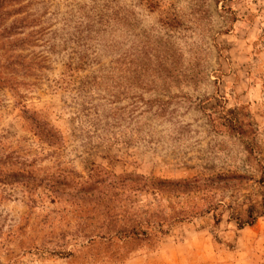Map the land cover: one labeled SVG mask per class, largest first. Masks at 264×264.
<instances>
[{"label": "rangeland", "instance_id": "1", "mask_svg": "<svg viewBox=\"0 0 264 264\" xmlns=\"http://www.w3.org/2000/svg\"><path fill=\"white\" fill-rule=\"evenodd\" d=\"M262 174L264 0H0V264H264Z\"/></svg>", "mask_w": 264, "mask_h": 264}, {"label": "trees", "instance_id": "2", "mask_svg": "<svg viewBox=\"0 0 264 264\" xmlns=\"http://www.w3.org/2000/svg\"><path fill=\"white\" fill-rule=\"evenodd\" d=\"M90 17H87L88 19H90L88 22L91 23L92 25H98L99 26V30L102 32H104L105 30H111V29H117L119 27L120 24V18L118 15V11H113V9L111 8H107L105 6H103V8H92L91 10H89ZM81 22V21H80ZM71 20L68 21H64V29L69 28L71 25ZM76 28V30H75ZM79 26H74L71 29H74L73 31H77V34H81V31H79ZM112 31V30H111ZM70 36H74L73 34H70ZM75 42V40L73 41ZM116 65L119 63V59H116L114 62ZM68 70H70L71 68V64L68 65ZM110 69H108L106 71V75L109 72ZM229 114H231V112H229ZM233 128V127H232ZM246 148L247 150L250 151V149H248L247 144H246ZM260 183L262 184V186L264 187V175L262 174V177L260 179ZM263 200H264V196H263ZM260 209L261 211L258 212V215L256 217H260L264 214V202H261L260 204ZM255 218V217H254ZM254 218L247 222L246 225H252Z\"/></svg>", "mask_w": 264, "mask_h": 264}]
</instances>
